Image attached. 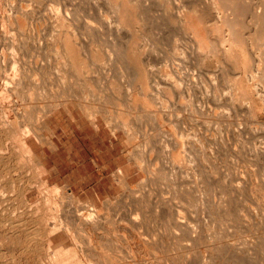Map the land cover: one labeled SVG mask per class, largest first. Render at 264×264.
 Returning a JSON list of instances; mask_svg holds the SVG:
<instances>
[{
    "label": "bare ground",
    "instance_id": "1",
    "mask_svg": "<svg viewBox=\"0 0 264 264\" xmlns=\"http://www.w3.org/2000/svg\"><path fill=\"white\" fill-rule=\"evenodd\" d=\"M83 1L85 3V0H83ZM147 1L148 0H102V2H103L102 4L105 5V7L107 8V11L102 12V9H101V11L99 9V11H98L99 15L96 14L97 17L99 16V18H97L96 15H94V17L97 18L95 20L94 17L91 19V18H88V16H87L88 14L87 15L83 14V15L87 16L86 19L84 20V22H85L84 26H86V29H88L89 31L92 29L93 30L98 29L101 26L103 27L104 24L108 25V27H111L110 28L111 31L109 30L111 32V34H110L111 36H109L108 38L113 37L112 35H114V38H113L114 40L112 39V41H114L112 44L113 47H111V48L107 47L108 49H110V51L108 54H107V52H105V54H107V55H105V54H103V55H105V58H107L106 61L110 62V64L109 63L108 64L109 65L113 64V67L117 71H119L122 75H124L123 77L128 76V77H130V79H132L131 83H129V91L127 93V111H125V113L129 117L130 121H132V122H137V121H142V120L143 121H152V122H157V121H163L164 122L165 121L166 123L169 122L172 124V122H176V123L185 122L186 123L185 120L194 121L195 119H202L205 121L204 122L205 125L207 124V122L209 120L217 121V125H218L219 122H221L223 124V123L229 122L233 119L242 121L241 117H245L244 121H245V123H247L246 117H248L249 119L252 120V122L253 121L254 122L262 121V125H263V122H264V0L259 1V3L257 2L258 5L254 4V2L256 3V1L253 2V0H170L171 5L169 7H165V8L161 7L158 9H151V8L147 7ZM1 2H3L4 5H7L10 3L8 0H7V2H4L3 0H1ZM60 2H62V0ZM93 2L97 3V0L96 1L93 0ZM64 4H65V2H64ZM88 4H89V2H88ZM91 4L92 3L90 2V5ZM102 4H101V6H102ZM11 5H12V3H11ZM59 5H61V4H59ZM73 5H75V4H73ZM65 7H66V4H65ZM105 7L103 8V6H102L103 9H105ZM89 11H90V8H89ZM65 12H66V14L64 17H66V16L69 17L68 15L71 12L68 13L67 9H65ZM98 12H96V13H98ZM56 13H59V9H56ZM52 17H53V15H52ZM56 17L59 18L57 15H56ZM110 17H112L113 19H111ZM24 18L25 19L27 18L26 9H25V6L20 3V4H18V8L15 11L14 16L13 15L11 17L7 16V17H5V19H3V21L6 20V23L7 22L8 23L13 22L15 24L21 25L22 19H24ZM164 18H168L167 23L163 22L159 25V27L157 26V28H156L155 25H156L157 21L159 20L162 22V20H160V19H164ZM109 19H111V20H109ZM150 19L156 20V21L152 20L153 22H156L153 25L156 28L155 32H154L155 29H153V34L155 35L156 39L154 38L152 40H154V41L157 40V42L152 41L150 38L151 34L149 31L150 29L148 28L149 27L148 24L150 23L149 22ZM56 22H58V21H56ZM56 22H54V23H56ZM153 22H151V24ZM58 24H56V26ZM64 24H65V22H64ZM71 25H72V23H71ZM112 25H113V29H112ZM54 27H55V25H54ZM67 27H68V25H67ZM150 27H151V25H150ZM99 29H101V28H99ZM104 29H105V27H104ZM106 29H107V27H106ZM51 30H53V29H51ZM61 31H63V30H61ZM102 31L100 30V32H102ZM104 32H106V30H104ZM91 34H89V35H91ZM5 35H7V34H5ZM5 35H4V37H5ZM95 35H96V33H95ZM102 35H104V40L108 41V42L104 41L103 44H105V42H106L107 43L106 45H108L109 39L106 38V36H105L106 33L102 34ZM108 35L109 34H107V36ZM52 37L54 38V35H52ZM93 37H92V39H94ZM84 40H86V39H84ZM123 40L126 41V44H124L122 42ZM12 41H13V39H12ZM16 41H18V40H16ZM165 41H167L171 44V53L170 54L163 53V51H161L159 46H158V43L162 44ZM51 42L53 44L52 38L50 39L49 43H51ZM77 42L80 43L81 40H79ZM20 43H18L19 46L24 44L25 42H23L22 44H20ZM52 44H50V45L48 44V45L52 46L51 48H52V50H54L55 58L52 56L54 58V62L50 61V63H49V59H48V61H47L49 63L48 66H46V65L44 66L43 64L39 65L38 63H35V65L38 64V65H36L35 71H33L35 69V65L33 66L34 69H32V70L30 69L31 67H29L30 72L33 71L31 73V80L27 79L28 81H31L30 84H28V82H25L26 80H24V79H26V77L27 78L29 77L28 75H30V72H28V68L27 69L22 68V67H24V68L27 67V66L25 67V65H24L25 62L23 63L22 57L24 55L22 57L20 56L21 59H18V60H21V62L23 63V64L20 63L22 65V67H21L23 69L22 70L20 68L21 65L19 64L20 61H18V64H17V65H19V67L18 66L17 67L20 69H18L15 66V64L17 63V60L14 61L12 59V57L15 56L12 54L13 56L10 57L12 59V61H10L11 59L9 58L10 60L8 62L11 63V66L10 65L9 66L11 67V69H12L11 71L13 72V74L10 75L9 77L7 76V74H5L6 75V76H4L5 79H2L3 80L2 81L3 87L1 86L2 91L0 93V106H1V108H3L2 109L3 112L1 109L0 110L3 113V116L0 120V142L6 143L7 142L6 140L17 139L18 140L17 142L19 143V144L18 143L17 144L19 145V149H20L19 152H21V154H23L24 157H27L28 161H29V159L34 160L36 162V166L39 167L38 170L40 169V172H39L40 177L39 178L36 177V178H38V180L34 184H29L30 182H28V184H27V181H26V183L23 185V187L21 186L20 191L17 190V191H19L18 192L19 194L17 192H16L18 194L17 196L14 194L16 197H19V202H20V204L22 203V206L20 205L19 207L22 209H21L20 214L19 215L17 214L18 217L15 219H13L15 215L13 216V218L12 217L11 218H8V217L3 218L2 224L4 226V229H5V227L7 228L6 233H8L5 235V237H7L8 242H10L14 245H17L16 247H18V248H16V249H18V252H19L18 258L19 259H25V260L31 259L33 261L32 264H166L169 261L168 257H158V256L153 255L150 258V256H148L147 253L153 247L149 243L142 242L143 240L142 241L138 240V234L140 233L139 230L147 224L148 218L150 219V216L147 217V215L144 213V211L141 210L144 208L141 207V204H140L141 202L139 201V199L135 198L136 199L135 204L140 202L138 204H140L139 206L141 208L140 207L136 208L135 212H133V210H132V212H130L126 216L125 219H121V224H120L121 227L125 230V232L133 235L134 239H136V242H137L136 245L138 246L139 253H137V254L133 253L132 256L131 255L128 256L129 254H126V256L122 257L121 259L118 258L119 261H116L115 259H112V258H114V256L111 257V255L103 252L102 247L101 248L98 247L99 250H97L96 246L91 247V243L93 240H96L97 238H100V237L105 238V237L111 236L110 234L113 232V230H115V225H116L117 221H116V219H114V217H110L112 215L108 214L109 211L107 210L108 211L107 213H102V211L100 209H98V207H96V205H94V203H92L90 201H86L84 203L80 202L77 198H75L72 188H70L67 184L61 186V188H59V186H55V185H54V188L53 187L51 189L47 188L49 186V184H48L49 180L45 179L46 177L42 178V174H43V172H45L43 169L44 166L41 165V163L38 161V159L34 155L32 143H33L35 138L37 140H39V138H40V136H39L40 133H38L39 131H45L47 133L50 132L49 127H48L47 117L51 116L52 114H55L54 112L56 109L54 110V107L52 109L51 108L52 106H50V108L52 110L51 109H48L49 111L46 110L48 113H45L44 114L45 116L40 117V119L38 120L39 125H34V126L32 125L31 126L28 123L29 111L26 110V107L30 104V99L32 100L31 94H28L29 91H27L28 95L26 97V102L25 103L24 102L19 103V101H20L19 99L23 98V97L18 96L17 92L20 90L22 91L23 82L26 83V84L25 83L24 84H25L27 89H28V87L31 88V90L37 88L38 87L37 85H40L38 83L41 81V79H37L38 78L37 76L39 74L44 75L48 71H52V73L55 75V80H57L59 84H61V85L64 84L65 74L67 73V70L69 67L71 69L72 68L71 66H75V64L77 63L76 62L77 58H75L74 54L71 53L70 42L65 40L64 36H63V40L61 42L56 41V43H54L53 45ZM80 44L82 45V43H80ZM84 44H85V42H84ZM84 44H83V47L87 46ZM94 44H95V42H94ZM77 45H75V46H77ZM95 45H97V44H95ZM19 46L17 45L16 47L17 48H20V47L23 48V46H20V47ZM16 47H14V45H13L12 50ZM37 47L35 45V48H37ZM77 47L79 48V46H77ZM78 48H77V51H79ZM80 48H81V46H80ZM59 49H61L62 51L60 52ZM83 49L85 50V48H83ZM106 50L107 49H105V51ZM77 51L75 50V52H77ZM80 51H81V49H80ZM83 51H82V53H84ZM80 53H77V54H79V56H81ZM85 56L88 57V54ZM89 56H91V55H89ZM15 58L17 59L16 56H15ZM59 58H61L62 61L59 60ZM82 58L84 59L85 57H82ZM82 58H80V59H82ZM46 59H47V57H46ZM57 59L61 62L56 61ZM88 59H91V57ZM86 60H87V58H86ZM103 60H105V59H103ZM90 61L92 62L93 59ZM82 62L83 61H81L80 63H82ZM88 62H89V60H88ZM111 62H112V64H111ZM41 63H42V61H41ZM88 64H90V62ZM102 64L101 65L99 64L100 67L102 66ZM105 64L108 65L107 63H105ZM76 65H81V64H76ZM29 66H30V64H29ZM81 67H83L82 69L85 70V73H88V69H87L88 66H86V62H84V64ZM91 67L92 68H90L91 70H89V71H93V66L91 65ZM73 69H75V67ZM73 69H72V71H73ZM115 69H113V71ZM24 70L25 71L27 70L28 73L24 72ZM78 70L80 71V69H78ZM75 71H76V69H75ZM105 71H106V68H105ZM107 72L108 71H106V73ZM25 73L28 75L26 76ZM49 73H51V72H49ZM73 73H75V72H73ZM82 73H84V72H82ZM93 73L90 72V73H88V75L90 74V76H91ZM100 73H99V75L102 76V74L104 72L101 74ZM79 74L81 75V73H79ZM41 75H39V76H41ZM110 75H111V72H110L109 76ZM84 76H86V74ZM90 76L87 79H90ZM93 76H94V74H93ZM70 77L72 78L73 75ZM108 77L106 78L107 80L109 79ZM112 77H114V76H112ZM112 77H110V78L115 83L116 78L113 79ZM66 78H69V77L67 76ZM94 78L95 77H93V82H94ZM101 78H104V77H101ZM74 79H76V78H74ZM38 80H39V82H37ZM68 80L69 79H67L66 83H68ZM73 80L69 83L72 84ZM107 80L105 81V83L107 82L106 85L108 84V81H109V80L108 81ZM48 81H50V80H48ZM91 82H92V80H91ZM102 82H104V81L102 80ZM73 84H75V83H73ZM94 84H95V82H94ZM100 84H102V83H100ZM103 85H105V84L103 83ZM110 85H113V84H110ZM162 85L165 86L164 87V94L165 95L164 94L161 95V96H164L163 97L164 100H161L159 97H157L159 93L156 94L157 96H155V94H154V92H155L154 89H157L156 87H160ZM41 86H40V88H41ZM54 86H56V85H54ZM20 87L22 89H20ZM66 87H69V86H66ZM95 87H96V85H95ZM108 87H109V85H108ZM72 88H73V86L71 87V89ZM63 89H65V87ZM108 90H110V87L108 88ZM93 91H91V92H93ZM117 91H116V93L119 92V91L118 92ZM161 91H162V89H161ZM161 91H160V93H161ZM68 92H70V91H68ZM68 92H66V93H68ZM110 92H111V90H110ZM34 93H36V92H34ZM56 93H58V92H56ZM81 93L79 95H81ZM88 94H90V93H88ZM61 95H63V94L61 93ZM86 95L87 94H85L84 96L87 97ZM111 95H112L111 97L113 98L114 97L113 94H111ZM75 96H76L75 98L77 99L78 95H75ZM54 97H56V96H54ZM70 97L72 98L73 95ZM80 97L81 96H79V98ZM109 98H110V96H109ZM112 98H111V100H112ZM114 98H113V100L115 101ZM23 99H25V98H23ZM60 99H62V100L61 101L59 100L60 102H58V104L55 103L56 106L54 104L53 105L55 106V108L56 107L58 108L61 106V108H65V110H66V108L69 107L68 106V104H69L68 100L66 98H63V96ZM84 99H86V98H84ZM100 99H102V98L100 97ZM100 99H98V100H100ZM103 99H106V98L103 97ZM181 99L183 101H187V103L184 104V102H183L182 103L183 105L181 104V105H179V107H176L175 101H177V103H180ZM27 100H28V102H27ZM98 100H97V102H98ZM108 100H110V99H108ZM87 101H89V100H87ZM106 101H107V99H106ZM85 102L86 101H84L83 104H85ZM95 102L93 105H95ZM73 103L74 102H72V104ZM86 103L91 104L90 102H86ZM49 104L51 105V103H49ZM74 104H77V101ZM83 104H81V105H83ZM114 104H115V102H114ZM34 105H36V104H34ZM105 105H107V102ZM19 106H21L20 109H19ZM48 106H46V107H48ZM95 106L97 107V105H95ZM101 106L103 107V105H101ZM120 106H121V104H120ZM173 106L175 108H173ZM96 107H92V104H91L90 108H94V111H95ZM77 108H78V106H77ZM101 108H99V109L101 110ZM97 109H98V107H97ZM27 111H28V113H27ZM57 111H59V110L57 109ZM68 111H72V109H69ZM83 111H84V109H83ZM88 111H90V110L88 109ZM88 111H86V113H88ZM97 111H95V112H97ZM106 111H108V110H106ZM120 111L122 113L124 111V109H122ZM89 113H88V115H89L90 125L92 126V128L95 131L98 132L100 130V127L98 124L97 117L95 116L96 114L95 113L89 114ZM114 113L116 114V112H114ZM10 114H12V117ZM106 114H107V112H106ZM98 115H100V114H98ZM119 115H120V113H119ZM100 116H104V113ZM112 116H113V114H112ZM112 116H110V118H112ZM124 117H125V115H124ZM35 118H37V117H35ZM17 119L18 120L20 119V121H17ZM239 121H237V123ZM17 123H18V126L16 125ZM108 123H110V121L107 122V125H108ZM118 123L121 124L120 120ZM250 123H251V121H250ZM120 124H118V126ZM179 124H181V123H179ZM209 124L210 123H208V127L210 126ZM162 125H164V123H162ZM167 125L169 128L172 127L171 130H173L174 124H172L171 127L168 123H167ZM229 125H230V123H229ZM232 125H230V126H232ZM260 125H261V123H260ZM121 126L122 125H120V127ZM230 126H229V128H230ZM236 126L237 125H235V127ZM127 127H128V125L126 123L123 124L124 129L125 128L127 129ZM247 127H248V125H247ZM117 128L118 127H116L115 129H117ZM155 128H157V129H155L154 131H149V132H148V130L145 131L144 135L149 137V138H151L153 136L155 137V135H160V136L166 135L167 130L166 131L162 130L163 127L161 128V126H160V127H155ZM180 128H182V127H180ZM111 129H112V127H111ZM230 129H232V128H230ZM252 129H254V128H252ZM192 130L194 131L197 129H192ZM200 130H202V132ZM200 130L199 131L197 130V132H199L201 134L200 137L204 136V137H207V139H209L208 137H210V136L212 137L213 135H215V134H211V132H210L211 129H208L207 127L204 130L203 129H200ZM257 130H258V127H257ZM183 131L186 134L185 129ZM183 131L181 133H183ZM193 131H191V132H193ZM233 132L235 133V130ZM236 132L238 133L237 130H236ZM169 133H167V136ZM181 133L180 134L178 133V136L182 135ZM187 133H189V132H187ZM190 133H189V137H190ZM243 133H244V131H243ZM246 133H247V131H246ZM48 134H49V136L47 135V137H45V140L43 139L45 141L44 143H47V145L49 144L48 147L51 146L53 148L54 144H53L52 140L50 139V137H52V133L50 132ZM175 134H177V132ZM167 136H165V137H167ZM182 136H184V135H182ZM250 136H251V134H250ZM253 136H254V133H253ZM255 136H256V133H255ZM181 138L183 139V137H181ZM214 138L215 137H213V139ZM255 138H258V137H254V139ZM248 140H250V139H248ZM251 140L253 142V139H251ZM4 141H6V142H4ZM11 142H14V141H11ZM11 142H10V145H11ZM169 142H170V140H169ZM183 142H186V141L183 140ZM187 144H185V145H187ZM191 144H194V143H191ZM12 145L9 146L8 143L0 145V171H5V172L13 171L16 167V164H17L16 162H17V157L19 155V152L17 151V153H16L15 147H17V146H14V148H15L14 149L12 147ZM255 145L257 146V147H255V150L253 151L255 160L257 162L258 161L261 162V164L263 165V168H264V150L257 149L259 147V145H257V144H255ZM163 146H165V145H163ZM199 146H200V144H199ZM245 146H246V144H245ZM247 146H246V148H247ZM251 146H253V145H251ZM193 147L195 149L197 148V147H195V145H193ZM200 147H202V145ZM216 147H217V144H216ZM160 148L162 149V147H160ZM54 149H56V148L54 147ZM184 149H186V148H184ZM191 150H193V149H191ZM251 151H252V149H251ZM189 152L190 151H188V154H189ZM234 152H235V150H234ZM197 153H198V150H197ZM241 153H242V149H241ZM247 153H248V151H247ZM167 155H168V157H170L169 153ZM232 155H233V153H232ZM238 156H240V154ZM22 157L20 156V159ZM186 157H188V156H186ZM192 157L191 158L189 157L190 159L189 158L186 159L184 157L181 158L179 154H176V156H174V157L172 156V158L171 157L168 158V161L171 159L169 162H173V164L176 166L174 167L173 164L170 163L172 165V166L170 165L172 167V169H171V167H167L166 170L170 169V170H172L173 173H174L173 170H175L177 168H179V170L180 169L184 170V169L188 168V164H186V161H188L187 163H189V162L191 163V161H193ZM243 157H245V156H243ZM250 157H251V155H250ZM23 159H22V161H23ZM135 161H136V164L139 165L140 161L139 162H137V160H135ZM19 162H21V161L19 160ZM258 166L260 167V165H258ZM138 167L141 168V165H139ZM18 168H19V166H18ZM152 169H155V168L153 167ZM162 170H164V169H162ZM176 171L177 170H175V172ZM187 171H188V169H187ZM147 172H150V170ZM167 172H169V170ZM172 172H171V174H172ZM181 172L185 173V171H181ZM162 173H164V172H162ZM178 173H179V171H178ZM197 173H196L197 176H195V173H193L194 174L193 176L196 177V179H193V180H195L194 181V185H195L194 188L196 187V190L194 188H192V190L194 189V191L199 195H198V198H196V200L194 199L195 201H192L193 199L192 200L190 199V202H193V206L197 210H200L198 212H201L202 214L205 215L204 218H206V219H202V220H204V224H203V227L200 228V231L198 230L199 228L196 229L197 227H194V225L192 224V221H191L192 219H190L189 217H187L184 214L186 211H188L187 209L184 208V206H187L188 204H186L184 206L182 205L183 209H181L182 207H179V206H181V205H179L178 207L180 208V210H178V211H174V206H171L169 204L171 207H173V212H171V210H169V207L166 206L167 203L163 202L162 204H159L161 206L159 207V212H158V215L156 218V222H157L156 223L157 224L156 231L160 234V237H159V234L155 231L158 234L157 236L161 240H163V236L168 238V240H171V242H172L171 249H173L176 245L177 246L179 245V246H183L185 248V251H186V252L184 251L185 254L182 253L183 255L180 256V258L171 259L170 260L171 263L172 264H264V229H260V228H262L261 225L263 224L262 223L263 219H262V217L259 216V213H258L259 211L256 212L255 209L251 205L247 204V202H249L247 200V198H245V197H244V199L241 198V195H243L242 184L240 182L236 183L233 186V189L230 193V196H227V194L222 190L221 195L220 194H219V196L216 195L219 197L218 199H216L217 197H215L214 195H209L210 193L208 191L209 190L208 187L212 186L209 184H210V179L213 177V176L211 177V175H213V174H211L209 172V169H207V168L206 169L203 168V169L199 170L198 174ZM220 173H221V171H220ZM261 173H264V171H262V172L260 171V175H261ZM151 174L153 176H155L154 172H151ZM180 174H182L184 176L183 173H179V175ZM186 174L187 173H185V175ZM21 175H19V176H21ZM23 175H24V172H23ZM159 175H160V173H159ZM183 176H182V178H183ZM0 177H3V175L2 176L0 175ZM29 177H30V174H29ZM113 177H114V180L116 181V183L121 185V187L126 185L127 176L125 175V172L123 171L122 168H117L116 171L113 172ZM152 178L153 177L150 178V181L153 182L154 178L153 179ZM161 178H163V177H161ZM164 178H165V176H164ZM167 178L170 179L171 176H170V178L169 177H167ZM172 178H173V176H172ZM176 178H175L176 181H177V179L180 181V178H177V179ZM232 178H233V176H232ZM254 178H256V177L254 176ZM262 178H264L263 175H262ZM0 179H3V178H0ZM20 179H21V177H20ZM213 179H214V177H213ZM25 180H28V178ZM155 180H156V178H155ZM255 180H254V182H255ZM190 182H188L189 183L188 184L189 190H191V187H192V186H190V184H191ZM235 182H237V181H235ZM259 182H261V180ZM259 182H257V184ZM178 183H180V182H178ZM213 183H214V181H213ZM262 183H264V182L262 181ZM182 184H183V182H182ZM182 184L179 186H182ZM228 184H230V183H228ZM255 184L254 183L250 184L249 196H252L253 194L254 195L252 197L257 196L258 200L256 199V201H257L258 205L261 206V203L263 202L262 193H256L255 192V187H256ZM8 185H10V183ZM155 185H157V183ZM214 185L215 184H213L212 187L215 188L217 186V184H216V186H214ZM232 185L233 184H231V186ZM4 186L5 185H2V187H1V185H0V205L1 206H3V205L8 206L7 202L9 200V198H7L6 195L9 194L8 193L9 191L7 190L8 192L6 194V192L4 190ZM219 186L222 187L221 185H219ZM219 186H218V188H220ZM259 186H262V185H259ZM12 187H13V185H12ZM262 187H264V184ZM13 188L16 189V187H13ZM186 189H184V190H186ZM148 190H150V189H148ZM182 190H183V188H182ZM215 190H213V191H215ZM244 190H246V189H244ZM32 191L34 192L37 201L40 200L43 203V207H44L43 209H44L45 213L40 212V211H42V208L39 209L41 207V205L39 207L37 204H36V206H30L29 203L26 204L27 203V197L29 196V193ZM218 191H220V190L218 189ZM195 192L191 191V194H194ZM216 192H217V190H216ZM4 193L6 195H4ZM181 193L183 194L184 192H181ZM149 194L150 193L148 192V195ZM232 194H234L236 197L233 198ZM161 195H163V193ZM141 196H142V194L139 197L141 198ZM180 196H182V195H180ZM190 197H193V196L190 195ZM196 197H197V195H196ZM231 197H232V199H231ZM63 199L67 200L66 206L63 205ZM142 199H143V197H142ZM182 199H181V201H182ZM16 200H18V198ZM162 200H164V199H162ZM188 200H189V198H188ZM184 201H182V202H184ZM103 202H104V206L106 207V209H109L108 205H109L110 201L105 200ZM17 204H18V202H17ZM184 204H185V202H184ZM189 207H190L189 210L193 209V207L191 208V205ZM4 209H5V206H4ZM103 209L104 208L102 207V210ZM184 209L186 210L185 212L182 211ZM214 209H216L215 210L216 212L213 213ZM9 210H11V209L9 208ZM46 210L48 211L47 214H46ZM261 210L264 212L263 207L261 208ZM1 211H3V210H1ZM6 211H8V210H6ZM10 212H12V211H10ZM260 215H262V214H260ZM190 217H193V215H190ZM199 217L202 218V215H200ZM247 219H248V221H247ZM199 220L200 219H198V221ZM202 220H200V221H202ZM153 221H154V219H153ZM251 221L258 224L259 227L260 226L261 227L259 228V227H257L258 225H256L257 228H255L252 231H249V230H247L249 226H247V228H244V230L245 229L246 230L243 232L236 231L238 224H243L244 222H251ZM214 223H217L218 228L215 226L217 229L213 226ZM254 223H252V224L254 225ZM198 224H200V223L198 222ZM244 224H243V226H244ZM214 225H216V224H214ZM200 226H201V224H200ZM212 226L216 230L214 228H212ZM154 229H155V227H154ZM250 229H253V226ZM145 234H147V233H145ZM82 235L83 236L85 235V237L87 236L86 244L81 241L82 240L81 238H80V240L78 239L79 236H82ZM140 235H143V233ZM67 242H68V244H67ZM155 243H157V241H155ZM98 244H100V243H98ZM201 247L203 248V250H200ZM175 249H176V247H175ZM0 250L2 251L4 249L0 248ZM180 253H181V251H180ZM191 254L194 256L191 257L190 256ZM25 260H24V262H25ZM29 262L30 261H28V264H30Z\"/></svg>",
    "mask_w": 264,
    "mask_h": 264
},
{
    "label": "rangeland",
    "instance_id": "2",
    "mask_svg": "<svg viewBox=\"0 0 264 264\" xmlns=\"http://www.w3.org/2000/svg\"><path fill=\"white\" fill-rule=\"evenodd\" d=\"M3 1L7 2V0H3ZM8 1L10 3L7 4V5H4V3L1 2V0H0V3H1L0 4V93L2 91L1 86L3 85V82H2L3 80L2 79H5V77H4V76H6L5 74H7L8 77L13 74V72L11 71L12 69L10 67L11 63L8 62L11 59L10 58L11 56L15 55L17 57V59L15 58V56L12 57V59L14 61L17 60V63L15 64L16 67L17 66L19 67V65H17L18 61H20L19 64L20 63L23 64L25 62L24 65H25V67L26 66L27 67L24 68L20 64L21 65L20 68L21 67L23 69H27L28 68V72H30V69L31 70L34 69L33 66L35 65V63H38L39 65L43 64L44 66L45 65L48 66L50 61L54 62L55 53H54V50H52V48H51L52 46H49L50 44H52V42L49 43L51 38H52V41H53V44H54V43H56V41H60L61 42L63 40V36H64V39L70 42V51H71V53H73L75 58H77L76 59L77 60L76 64H81V65H76L75 64V66H71L72 67L71 69H70V67L68 68V70H67L68 74L67 73L65 74V82L63 84L64 86L59 84L58 81L55 80V75L52 73V71H48V72H46V74H44V75L42 74L43 76L41 74H39L41 76H39V75L37 76L38 77L37 79H41V81L40 82H39V80L37 81V82H39L38 84H40V85H37L38 87L35 88L36 90L35 89L31 90V88H29V87H28V89H29L28 90L26 88V86H25V84H26L25 82H28V84L31 83V81H28L27 79L31 80V73L36 70V65H38V64H36L35 65V69L32 72H30V75L25 73V75L26 76L28 75L30 78L29 77L27 78L25 76L26 79H24V80H26V81L23 82V85H22L23 89L21 88L22 87L21 86L20 89H22V91L21 90L20 91L17 90L18 91L17 95L25 98V99H23V98L19 97L20 98L19 99L20 100L19 103H23V102L25 103L27 95L31 94L32 100L30 99V104L26 107V110H28L29 113L31 112L29 114L28 111H27V113H28V123L31 126L32 125L33 126L34 125H39L38 120L40 119V117H43V116H45L44 115L45 113H48L46 110L51 109V108L53 109V107H54V110L56 109L55 112H54L55 114L51 115L52 117L51 116L47 117L49 131L52 133V137H50V139L52 140V142L54 144V147L56 149H54V147L52 148L51 146L48 147L49 144L47 145V143H44L45 142L44 141L45 137H47V135L49 136L48 133H50V132L47 133L45 131H39L38 132V133H40L39 134L40 138L38 137L39 140H37L35 138L36 140L34 139V141L32 143V148H33L34 155L36 156L38 161L41 163V165L44 166L43 169H44L45 172H43L42 178L46 177L45 179L49 180L48 181L49 186L47 188L48 189H51L52 187L54 188V185L55 186H59V188H61V186L67 184L70 188H72L75 198H77L80 202L84 203L86 201H90V202L94 203V205H96V207H98V209H100L102 211V213H107L109 211L108 214L112 215L110 217H114V219H116V221H117L116 225H115V230H113V232H112L113 234L111 233L110 234L111 236H108V237H105V238H101L100 237V238H97L96 240H93L92 243H91V247H95L96 246L97 250H99L98 247H100V248L102 247V249H103L102 251L107 253V254H109V255H111V257L114 256V258H112V259H115L116 261H119L118 258L121 259L122 257L126 256V254H129L128 256H130V255L132 256L133 253H136V254L139 253L138 246L136 245L137 244L136 239H134L133 235L128 234L127 232H125V230L121 227L120 224H121V219H125L126 216L130 212H132V210H133V212H135L136 208H139L140 207L139 205L141 204V207L144 208V209H141V210L144 211V213L147 215V217L150 216V219L148 218V222H147L148 225L146 224L143 228H141L139 230L140 233L138 234V240H141V241L143 240L142 242L149 243L153 247L152 249H150L151 251L149 250L148 253H147L148 256H150V258L153 255L158 256V257H168L169 261L166 264H172L171 261H170L171 259L180 258V256L185 254L186 251H185V248L183 246H179V245L175 246L176 249H175V247L173 249H171V245H172L171 240H168V238H166L165 236H163V240H161L159 238L160 234L156 231V229H157L156 218H157V215H158V212H159V207L161 206L159 204H162L163 202L167 203L166 206L169 207V210H171V212H173V207H171V206H174V211H178V210H180L179 207H182L181 209H183L184 205H186V204L189 205L190 204L191 208L193 207V209L189 210L190 209V207H189L190 205L189 206L187 205V206H184V208L187 209L188 211H186L185 209L182 210V211H184V212L186 211L184 214L187 217H189L190 219H192L191 220L192 224L194 225V227H197L196 229L199 228L198 230L200 231V228H202L203 224H204V220H202V219H206V218H204L205 217L204 214H202L201 212H198L200 210H197L193 206V202H190V199L191 200L193 199L192 201H195L196 198H198V195H199V194H197L194 191V189L196 190V187L194 188V186H195L194 185V181L195 180H193V179H196V177L193 176L194 175L193 173H195V176H197L196 173L197 172L199 173V170H201L203 168L209 169V172L211 174H213V175L210 174L211 177L212 176L214 177V179H213V177L212 178L210 177L211 179H210V184L209 185L213 186V184H215L214 186H216V184H217V186L215 188L212 187V186L208 187V189H209L208 191L210 193L209 195H214L215 197H217L216 199H218L219 198L218 197L219 194L221 195V191L223 190L227 194V196H230V193H231V191L233 189V186L236 183L240 182L242 184V186H243V189H242L243 195H241V198L242 199H244V197L247 198V200L249 201V202H247V204L251 205L255 209L256 212L259 211L258 212L259 216L262 217V219H263V221H262L263 224L261 225L262 228H260L261 226L259 227L258 224H256V223L251 221V222H244L245 223V224L243 223L244 226H243V224H238V226L236 228V231L243 232V231L246 230V229L244 230V228H247V226H249L250 228H252V226H253V229H250L248 227L247 230H249V231H252V230H254L257 227H259L260 229H264L263 228L264 227V212L261 210L262 207L264 209V187H262L263 184H264V183H262V181L264 182V178H262V175L264 176V173H261V175H260V171L261 172L264 171V168H263V165L261 164V162H259V161L257 162L255 160V157H254V154H253V151L255 150V147H257L255 144L259 145V147L257 149L264 150V146H263L264 145V142H263L264 141V130H263L264 129V127H263L264 126V122H263V125H262V121H259L261 123V125H260L259 122H254V121L252 122L251 119L246 117L247 118L246 119L247 123H245V121H244L245 117H241L242 121L233 119L234 121L231 120V121L223 123V124L221 122H219L218 125H217V121L209 120L207 122V124H206L207 126H206L205 123H204L205 122L204 120L195 119L194 121L185 120L186 123L185 122H178V123L172 122V124H174L173 125V130H171L172 124L167 122L170 125V127H171V128H169L165 121L164 122L163 121L152 122V121H143L142 120V121L132 122V121H130L129 117L125 113V111H127V93L129 91V83H131L132 79H130V77H128V76L123 77L124 75H122L119 71H117L113 67L112 62H111L112 65H109L110 62L106 61L107 58H105V55H107L109 53V51H110V49H108L107 47H109V48L113 47L112 44L114 42V41H112V39L114 38V35H112L113 37L108 38L109 36H111L110 35L111 34V32H110L111 31L110 30L111 27H108V25L104 24L105 26L103 25V27L102 26L99 27L101 29H99V28L98 29H94L96 31L95 32L93 29L89 31L88 29H86V26H84L85 25L84 20L86 19L87 16H88V18L92 19L94 17V15H96V14L99 15V12H98L99 9H100V11L102 9V12L103 11H107V8L105 7V5L102 4L103 3L102 0H97V3L96 2L94 3L93 0L92 1L91 0L90 1L89 0L88 1L85 0V3H84L83 0H69L70 2L68 0L67 1L66 0H62L63 3L60 2L61 0H8ZM254 1H256V3ZM259 1H261V0H253L254 4H257V5H258ZM64 2L66 4V7H65ZM88 2H89V4H88ZM90 2L92 3L91 5H90ZM11 3H12L13 6L11 5ZM20 3L25 6L27 18L26 19L25 18L22 19L21 25L15 24L13 22H10V23L7 22L6 23V20H4L5 21L4 22L3 19H5V17H7V16L11 17L12 15L14 16L15 11L18 8V4H20ZM100 3L102 4L103 8L105 7V9L102 8ZM59 4H61V5H59ZM73 4H75V5H73ZM170 5H171L170 4V0H148L147 1V7L151 8V9H158V8H161V7L165 8V7H169ZM89 8H90V11H89ZM56 9H59V13H56ZM65 9H67L68 13L71 12L68 15L69 17H67V16L64 17L65 14H66ZM96 12H98V13H96ZM83 14H86V15L88 14V15L86 16V15H83ZM52 15H53V17H52ZM56 15L59 18H57ZM97 15H96V17H97ZM96 17H94L95 20L97 18H99V16L97 18ZM110 18L113 19L112 17H110ZM111 19H109V20H111ZM152 20L156 21L154 19H152ZM152 20L150 19V21H149L150 23L148 24V26H149L148 28L150 29L149 31H150V34H151V35L149 34L151 36L150 37L151 40L155 38V35L153 34V29H155L154 30V32H155L157 26L159 27V25L161 23H163V22L167 23L168 18L160 19V20H162V22L158 20L159 21V22L157 21L158 24L156 22H153ZM56 21H58V22H56ZM54 22H56V23H54ZM64 22H65V24H64ZM151 22H153V23L151 24ZM71 23H72V25H71ZM155 23H156V25H155L156 28L153 26ZM56 24H58V25L56 26ZM54 25H55V27H54ZM67 25H68V27H67ZM150 25H151L152 28L150 27ZM104 27H105V29H104ZM106 27H107V29H106ZM102 28L104 30H106V32H104V30ZM51 29H53V30H51ZM112 29H113V25H112ZM61 30H63V31H61ZM100 30L101 31L103 30V31L100 32ZM94 32L96 33V35H95ZM105 33H106V35H105L106 38L109 39V44L108 45H106L107 44L106 42H108V41L104 40V35H102V34H105ZM5 34H7V35H5ZM89 34H91V35H89ZM107 34H109V35L107 36ZM4 35H5V37H4ZM52 35H54V38L52 37ZM91 36L92 37L94 36L93 37L94 39H92ZM12 39H13V41H12ZM84 39H86V40H84ZM16 40H18V41H16ZM79 40H81L80 43H82V45L77 42ZM104 41H106L105 44H103ZM152 41H154V40H152ZM23 42H25L26 44L25 43L22 44ZM84 42H85V44H84ZM94 42L97 45H95ZM122 42L124 44H126V41L123 40ZM154 42H157V40H155ZM18 43L22 44L20 46H23V48L20 47ZM83 44L87 45V46L83 47ZM13 45H14V47H16L18 45L20 48L16 47V48H14L12 50ZM35 45H36V47L37 46L38 47L35 48ZM75 45L79 46V48L81 46V48H80L81 51ZM158 46H159L160 50L163 51V53H166V54H170L171 53V44L169 42L165 41L162 44L158 43ZM77 48H78L79 51H77ZM83 48H85V50ZM105 49H107V50L105 51ZM75 50L77 52H75ZM59 51L61 52L62 50L59 49ZM82 51L84 53H82ZM105 52H107V54H105ZM77 53H80V55L82 57H85L84 58L85 60L81 56H79V54H77ZM87 54H88V57L85 56ZM103 54H105V55H103ZM89 55H91V56H89ZM20 56L21 57L23 56L22 57L23 58V63L21 62V60H18V59H21ZM46 57H47V59H46ZM90 57H91V59H88ZM80 58H82V59H80ZM86 58H87V60H86ZM12 59L10 61H12ZM48 59H49V63L47 62ZM92 59H93L94 62L90 61ZM103 59H105V60H103ZM59 60H61V58H59ZM59 60L57 59L56 61H59ZM88 60H89L90 64H88L89 63ZM41 61H42V63H41ZM61 61H59V62H61ZM79 61L80 62L83 61V62L80 63ZM84 62H86V66L89 67V68L87 67L88 73H90V72L93 73L94 72L93 73L94 76H93V74L91 76H90V74L88 75V73H85V70L82 69L83 67H81V66L84 64ZM105 63H107V64L109 63V64L106 65ZM29 64H30V66H29ZM99 64L100 65L102 64L103 67L102 66L100 67ZM91 65L93 66V71H89V70H91L90 68H92ZM29 67H31V68L29 69ZM74 67H75L76 71H75V69H73ZM20 68H18V69H20ZM77 68L80 69V71ZM105 68H106V71H108L107 73L105 71ZM72 69H73V71H72ZM113 69H115V70L113 71ZM24 72H27V70L26 71L24 70ZM49 72H51L53 75L51 73H49ZM73 72H75V73H73ZM78 72L81 73V75ZM82 72H84V73H82ZM100 72L101 73L104 72L103 73L104 75L103 74H102V76L99 75ZM110 72H111V75L114 76V77H112L111 75L109 76ZM85 74H86L87 77L84 76ZM66 75L69 78H66L67 77ZM72 75L76 79H74L73 77L71 78L70 76H72ZM89 76H90V79H87V78H89ZM93 77H95L94 78L95 84L93 82ZM101 77H104V78H101ZM107 77L109 78L108 79L109 81L106 79ZM110 77H112L113 79L116 78L115 83ZM67 79H69L68 83H66ZM71 79L75 80V81L73 80L72 84L69 83V82L72 81ZM48 80H50V81H48ZM91 80H92V82H91ZM102 80L104 82H102ZM106 80L108 81L107 85H106L107 82L105 83ZM87 81L88 82L90 81V82L88 83ZM73 83H75V84H73ZM100 83H102V84H100ZM103 83L105 85H103ZM110 84H113V85H110ZM54 85H56V86H54ZM65 85L69 86V87H66ZM95 85H96L97 88L95 87ZM108 85L110 87L111 92H110V90H108V88H109ZM40 86H41V88H40ZM72 86H73V88H72L73 90L71 89ZM64 87H65V89H63ZM164 87L165 86L162 85L160 87H156L157 89H154L155 90V92H154L155 96H157L156 94L159 93L160 95L158 94L157 97H159L161 100H164V98H163L164 96H161V95L164 94ZM161 89H162V91H161ZM90 90L91 91L94 90V91L91 92ZM159 90L161 91L162 94L160 93ZM27 91H29V93ZM68 91H70V92H68ZM116 91L118 93H116ZM34 92H36V93H34ZM56 92H58V93H56ZM60 92L63 95H61ZM66 92H68V93H66ZM80 93H81V95H79ZM88 93H90V94H88ZM110 93L113 94V96L115 97V98L113 97L115 99V101L111 97L112 95ZM85 94H87L86 95L87 97L84 96ZM72 95H73V97L71 98L70 96H72ZM75 95H78L77 96L78 100L75 98L76 97ZM37 96L38 97L40 96V97L38 98ZM54 96H56V97H54ZM62 96H63V98H66L68 100V102H69V104H68L69 107H67L66 110H65V108H61V106L58 107V108L57 107L55 108L56 104H58V102H60L62 100V99H60ZM79 96H81L82 98L81 97L79 98ZM99 96L102 99H100ZM109 96H110V98H109ZM103 97L106 98L107 101H106V99H103ZM84 98H86L89 101H87ZM97 98L100 99V100H98ZM111 98H112V100H111ZM108 99H110V100H108ZM97 100H98V102H97ZM76 101H77V104H74ZM84 101L90 102L92 104V107H96L95 105H97L98 109L96 107L95 111H97V110L98 111L95 112L94 108H90L91 104H87L86 102H85V104H83ZM180 101H181L180 103H177V101H175L176 107H179V105H181L183 102H184V104L187 103V101H183L182 99ZM27 102H28V100H27ZM72 102H74V103L72 104ZM94 102H95V105H93ZM106 102H107V105H105ZM114 102H115V104H114ZM49 103H51V105ZM34 104H36V105H34ZM81 104H83V105H81ZM120 104H121V106H120ZM76 105L78 106V108H77ZM101 105H103V107ZM46 106H48V107H46ZM50 106H52V107L50 108ZM20 108H21V106H19V109ZM99 108H101V110ZM173 108H175V107L173 106ZM0 109L2 110L3 108H1V106H0ZM57 109L59 111H57ZM67 109L68 110L72 109V111H68ZM83 109H84V111H83ZM88 109L90 111H88ZM122 109H124V111L121 113L120 110H122ZM1 110H0V120H1V118L3 116V113H2L3 110H2V112H1ZM106 110H108V111H106ZM86 111H88V113L90 112V113H95L96 114L95 116L97 117L98 124H99V127H100V130L98 132L95 131L92 128V126L90 125L89 115H88V113H86ZM106 112H107V114H106ZM114 112H116L117 115ZM103 113H104V116H100ZM119 113H120V115H119ZM98 114H100V115H98ZM112 114H113L114 117L112 116ZM10 115L12 117V114H10ZM124 115H125V117H124ZM110 116H112V118H110ZM35 117H37V118H35ZM118 119L120 120L121 124L118 123L119 122ZM121 119L122 120L124 119V120L122 121ZM105 120L107 122L110 121V123H108L109 126L107 125V122ZM17 121H20V119L19 120L17 119ZM237 121H239V122L237 123ZM250 121H251V123H250ZM112 122L114 124L116 123L115 124L116 126ZM18 123L16 124L17 126H18ZM122 123L123 124L126 123L128 125L127 129L123 128V124ZM162 123H164V125H162ZM179 123H181V124H179ZM208 123H210L209 127H208ZM229 123H230V125H232V124L233 125L230 126ZM118 124H120L122 126L120 127V125L118 126ZM235 125H237V126L235 127ZM247 125H248V127H247ZM160 126H161V128L163 127L162 130H164V131L167 130L166 131L167 133H169V132L170 133L172 132V133L171 134L169 133L168 136H167V133H166L165 136H167V137H165L163 135L165 138L162 135L161 136L160 135H155V137L153 136L151 138H149V137L144 135L145 131H147V130H148V132L149 131H154L155 129H157L155 127H160ZM229 126H230V128H232V129L234 128V129L233 130L230 129ZM111 127H112V129H111ZM116 127H118V128L115 129ZM180 127H182V128H180ZM206 127L208 129H211V131H210L211 134H215L212 137L211 136L208 137L210 140L207 139V137H204V136L200 137L201 134L199 132H197V130L198 131L200 129L204 130ZM257 127H258V130H257ZM252 128H254V129H252ZM182 129L183 130L185 129L186 134L184 133V131ZM192 129H197V130L193 131ZM234 130H235V133L233 132ZM236 130L238 131V133L236 132ZM175 131L177 132V134H175L176 133ZM182 131H183L184 134L181 133ZM191 131H193V132H191ZM200 131L202 132V130H200ZM243 131H244V133H243ZM246 131H247V133H246ZM187 132H189V133L191 132L190 133V137H189V133H187ZM178 133L179 134L181 133L184 136H182V135L178 136ZM253 133H254V136H253ZM255 133H256V136H255ZM250 134H251L252 137L250 136ZM181 137H183V139ZM213 137H215V138L213 139ZM254 137H258V138H255L256 139L255 140ZM248 139H250V140H248ZM251 139H253V142H252ZM169 140H170V142H169ZM183 140L186 141V142H183ZM6 141H4V142L8 143L9 146H11L13 144L12 145L13 148H14V146H17L18 148L15 147L16 149L15 148L14 149L16 150V153H17V151L19 152L20 149H19V145H18L19 143L17 142L18 141L17 139H13V140L10 139V140H6ZM11 141H14V142H11ZM10 142H11V145H10ZM6 143L0 142V145L1 144H6ZM187 143L188 144L190 143V144L188 145ZM191 143H194V144H191ZM198 143L200 144V146L202 145V147H200ZM185 144H187V145H185ZM216 144H217V147H216ZM245 144H246V146L247 145L248 146L250 145V146L249 147L247 146V148H246ZM163 145H165V146H163ZM193 145H195V147H197L196 149L198 150V153H197V150L193 147ZM251 145H253V146H251ZM159 146L162 147V149ZM183 147L186 148V149H184ZM191 149H193L194 151L191 150ZM241 149H242V153H241ZM251 149H252V151H251ZM234 150H235V152H234ZM188 151H190L189 154H188ZM247 151H248V153H247ZM168 153H169L171 158H172V156L173 157L176 156V154H179L181 158L184 157L186 159L189 158V157L191 158L193 156L192 157L193 161H191V163L189 162L191 165L189 163H187L188 161H186V164H188V168H186L184 170L183 169L179 170V168H177V169L174 168L175 170H177L176 171L177 173L175 172V170H173L174 171V173H173L172 170H170V169L166 170L167 167H171L172 166L171 164H173V162H169L171 159L168 161V158H170L167 155ZM232 153H233L234 156L232 155ZM239 154H240V156H238ZM250 155H251L252 158L250 157ZM20 156L21 157L23 156V157L20 159ZM186 156H188V157H186ZM243 156H245V157H243ZM22 159H23V161H22ZM19 160L21 162H19ZM135 160H137V162L140 161L139 165H141V168L138 167L139 165L136 164ZM34 162L35 161L31 160V159H29V161H28V158L24 157V155L21 154V152H19V155L17 157V162H16L17 164H16V167H15V169L17 168L16 170L14 169L13 170L14 172L13 171H7V172L0 171V175L1 176L3 175V177H0V178H3V179H0V185H1V187H2V185L6 186V187L4 186V190H5L6 194L9 191L8 192L9 194L6 195L4 193V195H6L7 198H9V200H10V201L8 200V202H7L9 207L7 205H3V206L0 205V217H1L0 218V248L4 249L2 251L0 250V264H25V263L28 264V261H30L29 262L30 264L33 263V261L31 259H26L25 260V259H19L18 258L19 252H18V249H16L18 247H16L17 245H14V244L8 242L7 237H5V235L8 234V233H6L7 232V230H6L7 228L5 227V229H4V226L2 224V220H3L4 217L5 218H7V217L8 218H11V217L13 218L14 215L15 216H14L13 219H15L20 214L22 208H20L19 206L20 205L22 206V203L20 204L19 197H16V196L19 194L18 192L20 191L21 186L23 187V185L26 183V181H27V184H28V182H30L29 184H34L38 180V178L40 177V173H39L40 169L38 170L39 167H37L36 166V162L35 163ZM258 165H260V167ZM18 166H19V168H18ZM173 166L175 167L176 165L173 164ZM153 167L155 169H152ZM117 168H122L123 171L125 172V175L127 176V180H126V185L125 186L121 187V185L117 184L116 181L114 180L113 172H115ZM161 168L164 169V170H162ZM148 169L150 170V172H147V171H149ZM171 169H172V167H171ZM187 169H188L189 172L187 171ZM168 170H169V172H167ZM178 171H179V173H183L184 176L182 174L179 175ZM181 171H185V173H187V174L185 175V173L181 172ZM220 171H221V173H220ZM23 172H24V175H23ZM151 172H154L155 176H153L151 174ZM162 172H164V173H162ZM171 172H172V174H171ZM159 173H160V175H159ZM29 174H30V177H29ZM19 175H21V176H19ZM160 176L163 177V178H161ZM164 176H165V178H164ZM166 176L169 177V178L171 176V178L168 179ZM172 176H173V178H172ZM182 176H183V178H182ZM232 176H233V178H232ZM254 176L257 179L254 178ZM20 177H21V179H20ZM36 177H38V178H36ZM151 177L154 178V179L152 178L153 182L150 181ZM176 177L180 178V181ZM24 178L25 179L28 178V180H25ZM155 178H156V180L158 179L157 180L158 182L155 180ZM175 178L177 179V181L175 180ZM254 180H255V182H254ZM260 180H261V182H259ZM181 181L183 182V184H182ZM187 181L188 182L191 181L190 182L191 183L190 186H192L191 190H189V185H188L189 183ZM213 181H214V183H213ZM235 181H237V182H235ZM178 182H180V183H178ZM257 182H259V183L257 184ZM9 183H10V185H8ZM156 183H157V185H155ZM228 183H230V184H228ZM251 183H254V184L256 183L255 184L256 185V187H255V192L256 193H262L263 202L261 203V206L258 205V203L256 201V199L258 200L257 196L252 197L254 194L252 196H249V188H250V184ZM181 184H182V186H179ZM231 184H233V185L231 186ZM12 185H13V187H16V189L13 188ZM219 185H221L222 187H220ZM259 185H262V186H259ZM218 186L220 188H218ZM182 188H183V190H182ZM192 188H194V189L192 190ZM148 189H150V190H148ZM184 189H186V190H184ZM215 189L217 190V192H216ZM218 189L220 191H218ZM244 189H246V190H244ZM17 190H19V191H17ZM179 190L180 191L182 190L181 192H184V193L182 194ZM211 190L212 191L215 190V191L212 192ZM191 191L195 192L196 194L195 193L191 194ZM148 192L150 193L149 195H148ZM160 193L161 194L163 193V195H161ZM141 194H142V196L140 198L139 196ZM180 195H182V196H180ZM190 195L193 196V197H190ZM196 195H197V197H196ZM216 195H218V196H216ZM232 196H233V198L236 197L234 194H232ZM142 197H143V199H142ZM187 197L189 198V200H188ZM17 198H18V200H16ZM135 198L139 199V201L141 203L137 201L140 204L136 203L137 204L136 205L135 204V202H136ZM162 199H164V200H162ZM181 199H182V201L185 202V204H184V202L181 201ZM231 199H232V197H231ZM105 200H109L110 201V203L108 205L109 209H106V207L104 206V202L103 201H105ZM17 202H18V204H17ZM28 203H29L30 206H36V204H37L40 207V205H41V207L39 209L42 208V211H40V212H44L45 213V211L43 209L44 208L43 207V203L40 200L37 201L33 191L30 192L29 196L27 197V203L26 204H28ZM66 204H67V200L63 199V205L66 206ZM179 205H181V206H179ZM4 206H5V209H4ZM102 207L104 208L103 210H102ZM9 208L11 210H9ZM1 210H3V211H1ZM6 210H8V211H6ZM192 210L193 211L195 210L194 211L195 213ZM215 210L216 209H214V211L212 210L213 213L216 212ZM10 211H12V212H10ZM10 213L11 214L13 213V214L11 215ZM47 213H48V211L46 210V214ZM260 214H262V215H260ZM190 215H193V217H190ZM200 215H202V218L199 217ZM153 219H154V221H153ZM198 219H200L202 221H200V220L198 221ZM247 221H248V219H247ZM198 222L201 224V226H200V224H198ZM252 223H254V225ZM214 224H216V225H214ZM214 224H213V226L214 227L216 226L218 228L217 223H214ZM256 225H258V226L256 227ZM213 226H212V228H214ZM154 227H155V229H154ZM155 231L159 234V237L157 236L158 234ZM142 233H143V235H140ZM145 233H147V234H145ZM82 236H79L78 239L80 240V238H81L82 239L81 241L86 244L87 236L85 237V235H84L83 236L84 238ZM155 241H157V243H155ZM97 242L100 243V244H98ZM67 244H68V242H67ZM200 250H203V248L201 247ZM180 251H181V253H180ZM190 256L192 257L194 255L191 254ZM24 260H25V262H24Z\"/></svg>",
    "mask_w": 264,
    "mask_h": 264
}]
</instances>
